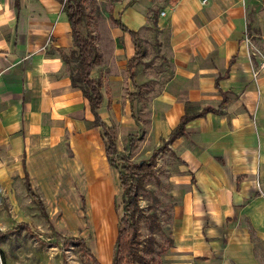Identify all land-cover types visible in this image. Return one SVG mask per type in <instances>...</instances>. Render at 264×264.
Listing matches in <instances>:
<instances>
[{
	"label": "crops",
	"instance_id": "crops-1",
	"mask_svg": "<svg viewBox=\"0 0 264 264\" xmlns=\"http://www.w3.org/2000/svg\"><path fill=\"white\" fill-rule=\"evenodd\" d=\"M98 4L106 11L89 22L100 53L92 76L101 81L99 116L116 131L123 113L110 89L135 88L128 70L134 43L118 21L144 40L135 89L149 90L146 140L166 143L156 161L165 165L170 205L161 226L167 223L172 244L159 263L264 264V0ZM73 46L62 0H0V198L10 207L0 205V228L12 222L2 219L10 211L26 216L28 201L37 202L27 182L49 218L45 202L74 200L72 186L95 210L111 201L119 211L120 174L106 155L103 128L63 60ZM206 107L213 110L170 139L184 115ZM127 124L138 127L131 118ZM102 223L76 237L101 264H112L119 224Z\"/></svg>",
	"mask_w": 264,
	"mask_h": 264
},
{
	"label": "rangeland",
	"instance_id": "rangeland-1",
	"mask_svg": "<svg viewBox=\"0 0 264 264\" xmlns=\"http://www.w3.org/2000/svg\"><path fill=\"white\" fill-rule=\"evenodd\" d=\"M84 2L87 17L85 18L83 30L91 33L90 19L96 20L95 17L104 15L106 8L103 7L104 12L101 11L98 0H84ZM153 42L154 40L151 39L147 45L149 54L146 59L151 61L155 59L152 55L155 47H153ZM99 59L100 56L95 62ZM67 68L70 74L71 66H67ZM141 75L140 81L142 79ZM119 86L120 84L113 90L110 89V92H114L118 97L119 108L123 113V120L119 121L118 124H114L118 130V147L114 158L120 163V157L128 155L133 162L142 163L136 172L143 183V187L140 190V204L144 209L145 216L140 218V232L142 239H146L151 235L150 219L146 217L147 214L156 212L160 223L162 218L167 221V217L163 214L169 209L170 205L164 196L166 186L162 182V176L166 173L165 165L161 160L159 162L155 160V163L151 165L146 164L149 161V157L145 158L149 155L146 149L157 148L152 137H150V143L146 140L143 124L147 113L146 108L148 106L146 102L148 100L147 91L149 90L142 87L141 90L138 89L136 91L131 82L128 86ZM132 91L138 92L135 98L132 97L133 100L130 98ZM109 107L112 109L110 105ZM110 109L109 112L113 118ZM130 118L135 120L138 127L132 128L127 124ZM165 144V142H162L159 148L165 146ZM115 168L119 172V169ZM71 188L75 197L74 200L65 202L48 200L45 202L50 218L47 213L43 212L42 209L40 210L39 204L34 201H28L31 209L27 207L28 214L26 216H17V214L11 216L12 213L10 211V217L2 218L12 220L9 223L10 225L3 223L0 228V232L3 234H0V242L7 264H92L81 244L76 245L65 241L70 237L80 236L82 231L92 227L93 224L102 225V218L107 219L109 222H111L112 218L114 224H119L124 211L122 189L115 196L119 209L116 212L112 207L111 201L105 204L104 210L102 206L100 209L95 210L91 201L79 197L81 190L77 186L76 188L73 186ZM0 205L7 208V210L10 208L9 203L2 197L0 198ZM34 213L36 214L34 215ZM25 226H29L31 231ZM164 227V230L156 228L154 233L157 238L156 248L158 254L156 256H158V260H160L159 254L163 252V248L169 245L167 223Z\"/></svg>",
	"mask_w": 264,
	"mask_h": 264
},
{
	"label": "trees",
	"instance_id": "trees-1",
	"mask_svg": "<svg viewBox=\"0 0 264 264\" xmlns=\"http://www.w3.org/2000/svg\"><path fill=\"white\" fill-rule=\"evenodd\" d=\"M62 2L64 3V11L68 16L74 40L73 48H71L67 54L63 55V60L67 66H71L70 76L72 86L81 89L84 96L91 104V109L95 114L94 124L103 128L106 155L110 164L117 167L120 172L124 211L118 226V235L112 264H160L157 258L158 256H156V254H158L156 248L157 238L154 233L156 228L161 230H163V228L158 220V214L156 212H151L146 216L150 219L151 235L146 239H142V234L140 232V218L145 216V214L140 204V190L143 187V183L141 179L138 178L136 170L141 167L142 163L133 162L128 155L120 157V163H118L117 159L114 158V154L117 152V131L114 127H108L98 113L103 103V94L100 81L92 76V70L100 53L94 43L93 35L83 30L85 18L87 17L85 2L84 0H62ZM118 23L124 30L129 31L134 43L135 55L129 60L128 70L130 79L135 88H139L140 85H138L136 80L135 67L142 61V57L146 51L144 40L139 36L137 31L129 30L125 25L121 24L120 21H118ZM133 96L134 94L130 95L131 98ZM212 110L211 107H206L199 113L184 115L179 125L172 130L170 139L184 135L186 125L189 121L196 117L203 116ZM164 148L165 147L162 146L156 149L146 164H154L157 154ZM27 189L37 200L42 211L46 213L43 201L33 191L29 182H27ZM116 208L118 209V207ZM65 242L76 245L81 244L84 251L91 259L92 264H101L87 247L83 238L70 237ZM168 243L169 245L172 244L171 238H168Z\"/></svg>",
	"mask_w": 264,
	"mask_h": 264
},
{
	"label": "built area",
	"instance_id": "built-area-1",
	"mask_svg": "<svg viewBox=\"0 0 264 264\" xmlns=\"http://www.w3.org/2000/svg\"><path fill=\"white\" fill-rule=\"evenodd\" d=\"M245 40L250 43V39L248 38V36H246ZM260 192H261V196L264 198V192L262 190H260ZM0 264H5V258H4V253H3L1 242H0Z\"/></svg>",
	"mask_w": 264,
	"mask_h": 264
}]
</instances>
